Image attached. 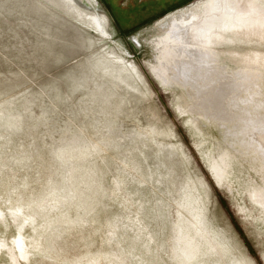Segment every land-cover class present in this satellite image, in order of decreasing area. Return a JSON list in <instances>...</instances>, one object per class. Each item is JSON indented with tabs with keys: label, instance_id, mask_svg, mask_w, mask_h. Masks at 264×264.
Here are the masks:
<instances>
[{
	"label": "rangeland",
	"instance_id": "rangeland-1",
	"mask_svg": "<svg viewBox=\"0 0 264 264\" xmlns=\"http://www.w3.org/2000/svg\"><path fill=\"white\" fill-rule=\"evenodd\" d=\"M201 1L0 0V264H180L190 252L174 244V227L193 217L181 208L189 193L200 217L189 223L222 248L203 245L196 261L264 264V201L255 195L264 193V136L247 142L232 131L264 129V69L253 71L260 91L250 70L239 87L223 82L231 90L216 102L233 109L219 120L172 73L177 48L156 60L159 21ZM236 8L222 9L209 28L246 22L250 14ZM85 14L105 17V33ZM220 44L215 67L227 74L251 49L264 60V41ZM109 51L132 62L140 78ZM155 63L168 72L164 81L153 75ZM193 76L202 89L207 75ZM219 153L226 155L221 180L209 169ZM67 185L76 190L68 186L63 196ZM46 194L56 207L39 214ZM15 202L28 207L21 216L10 209ZM44 214L54 220L41 238L47 246L27 250Z\"/></svg>",
	"mask_w": 264,
	"mask_h": 264
},
{
	"label": "bare ground",
	"instance_id": "bare-ground-1",
	"mask_svg": "<svg viewBox=\"0 0 264 264\" xmlns=\"http://www.w3.org/2000/svg\"><path fill=\"white\" fill-rule=\"evenodd\" d=\"M257 1H259V3H261V7L260 8L257 7V5H256ZM227 7L228 8H232V7L236 8L237 7L239 9H241V11H242L241 14H243V13L245 14V15L243 14V16H248L250 14V17H249V19L246 22H241L242 24L240 23L237 26L232 25V24H230V25H226L225 24L223 26H221V25L217 26V25L212 23L211 26H212L213 29L209 28L210 27V23L212 21L214 22V21L218 20V19L216 20V16H217L216 14H221L224 10L226 11ZM237 8L235 10L236 12H237ZM222 9H224V10L222 11ZM231 12H233V11H231ZM239 15H240V12H239ZM84 16L87 19L88 26L90 28H92L93 30L95 29L96 32L105 33V30H104V28H105L104 24L106 23L105 17H103V16L101 17L98 14H96V15H86L85 14ZM217 18H218V16H217ZM235 22H236V20H235ZM157 27H159L160 33L154 39V44H153V45H155V48L159 52L156 60H159V62H160L162 60V54H164V53L166 54L167 53L168 55H170V51H173V49L177 48V50H179L181 53L175 51V53H177L176 58H171V61H173V64L171 65V69L173 68V65H175L174 66L175 69L174 70L172 69V73H174V71H175L176 77H180V79L182 78L184 80V83H185L184 85L187 84V85H189L190 89L192 88L191 89L192 90L191 93L194 92V94H196L198 96H201V104L204 107L208 108L210 111L213 108L212 113L216 114L218 116L219 120L220 119L222 120L223 117H221V116L225 115L226 112H229L228 111L229 108H232L231 105L228 106V101L225 103L226 105L224 104L223 101H221L220 103L216 102V100L218 99L217 96H219V94L222 91L225 92L226 90L227 91L229 90L228 92H230L231 89H228L229 85H228V87L226 86L227 82H228V84L229 83H231V84L234 83V85L236 84V86H238L237 82H241L243 77L246 76V74H247L246 71L250 70V71H252V80H251L252 84H253L252 86L256 87L255 91H260V88L257 85L258 79L255 77V76H257V77L260 76V74H257V73L253 72L256 69L257 70L260 69V68L264 69V60H261L259 58L258 51L254 50V49H251V51L249 50L245 54H242V55L238 54V58H240V61L244 62L243 66L241 65L242 63L239 62V63H241L240 65L242 67H240V69H238V70L236 68H234L235 71L229 72V74H227L228 72L226 73V69L224 67H220L219 69H218V67L217 68L215 67V65H217L216 63H220L219 57H220V55H222V54H220L219 52L216 51L215 46L216 45L218 46L221 42L233 43V42H236V41H240V42L242 41V42H247V43H250V42L253 43L254 40H258L260 42H263L264 41V0H204V1H201V2L194 3L191 6H187L185 8H182V9L176 11V12L168 14L163 20L159 21V24L157 25ZM107 36H108V34H107ZM194 37L197 39L196 41L194 40ZM252 40H253V42H252ZM113 52L109 51V52H106V54H107V56L109 58H111V60L114 61V63L115 62L119 63L121 68L123 70H125L126 72H128L129 74H131V76L134 74V76L136 78H140V74H139L138 70L136 69L135 65L132 62L126 61L123 58V56H118L117 54L115 55V53H113ZM223 55H225V54H223ZM164 57L165 56H163V58ZM211 63H212V65H211ZM155 64H158V63H155ZM188 64L191 65V66L193 65V66L189 67V69H188L187 68ZM120 66H119V68H120ZM245 67L248 68V69H244ZM150 69H151L153 75L156 78H158V79L162 78L161 81H164V77H168V72H166V74H165V70L166 69L164 67H162V64H160L159 66H151ZM231 70H233V68ZM201 72H204L207 75V77H206V79H207L206 80V84L207 85L204 84L203 86H200V87H202V89H198L197 84L194 83V82H196L198 80H201V78L200 77L192 78V75L199 76V74ZM261 75H262V73H261ZM258 78H260V77H258ZM234 79H235V82L231 81V80H234ZM208 80H210L209 83H207ZM224 81L226 83L223 84ZM159 82H160V80H159ZM258 83H259V81H258ZM262 85H264V84L262 83ZM193 89H194V91H193ZM251 93L252 92H250V94ZM189 94H188V96L190 97L191 95H189ZM194 94H192L193 97L195 96ZM232 94H234V93H231L230 95H232ZM251 95H250V97H251ZM238 96H239V94H238ZM254 96H255V94H254ZM228 97H230V96H228ZM244 99H246V97ZM256 99H257V97H256ZM243 102H246V101H243ZM191 103H192L191 107L193 108V106H195L196 104H194L193 102H191ZM236 105H237V103H236ZM241 106H242V104H241ZM232 111H234V110H232ZM205 112H206V110H205ZM207 113L209 114V112H207ZM232 114H234V112ZM238 115L239 114L237 113V116ZM226 117H229V116H226ZM257 118H258V116H257ZM235 121H237V120H235ZM244 121L246 122V120H244ZM250 121H251V118H250ZM0 122H1V120H0ZM238 122H239V120H238ZM9 125H10V123H9ZM238 125L240 126V124H238ZM243 127H245V125ZM193 128H195V127H193ZM234 129L236 130L234 135H237L238 137L241 136V138L244 139V140H247V142L248 141H250V142L256 141L257 138H258L257 135L264 136V129L259 131L258 130L259 128H258L257 124L255 126H252L251 131L247 132V133L245 131L247 128H245V130L242 129V130L245 131V132L242 131L243 133L238 132L239 130L237 128V124L232 128V131H234ZM256 131H258V132H256ZM223 134H226V133H223ZM239 134H240V136H239ZM234 135H233V137H234ZM257 145H258V143H257ZM241 148H242V146H241ZM262 148H263V146H262ZM63 151H65V150H63ZM81 153L79 155H81ZM85 153H83V154H85ZM75 154H77V153L75 152ZM79 155H78V158H79ZM224 155L225 154H221V156H220V153H219L218 156L215 155L217 157H213L212 160H210L209 169H211V172L213 173V176L215 177V179L217 178V179L221 180L223 175H224V170H223L224 169L223 168L224 164L223 163L225 161L223 159L226 157V155H225V157H224ZM212 166H215L216 169H215V167L213 168ZM86 175H87V173H86ZM68 186L70 188L75 189L71 185H67L66 189L64 190L63 196L65 195V192H67V190L69 189ZM252 192H253L252 194L254 195V191H252ZM259 192H261V191H259ZM255 195H257V197L260 195V197H258V200H256V201H257V203H259L262 206L263 205V201H264L263 200L264 199V193H262V194H259V193L256 194L255 193ZM51 196L52 195L50 194V195H47L46 198L43 197L44 199L42 201L44 203L39 205L38 208L35 207L36 208L35 211L38 209L40 211L38 213L40 214L41 212H44V211H49V210L51 211L52 209L54 210V208L56 206H55V203L51 202V199H50ZM83 197H85V196H83ZM189 198H190V200H188ZM66 199L64 198V202H65ZM191 201H192L191 200V194L189 193L188 196L186 195L184 197V199L182 201L181 208H184L190 216H193V217H190L188 221L190 222L192 220L194 222V220L198 221L200 217L197 215V213L193 212V208H192L193 206H192V202ZM86 203L87 202H84V203H82V205H85ZM81 206H80V208H81ZM27 208L28 207L26 206V204H24V203L19 204V203H16V202H15L14 205L11 204V206H10V209L13 210L14 212H18L19 216H21L20 213L21 212L23 213V210L27 209ZM11 215H13V214H11ZM22 215H24V214H22ZM52 217H54V215ZM180 217H181V215H180ZM34 218H35V216H34ZM34 218H33L32 215H28L27 216V219L30 220L31 224H33L35 222ZM56 220H60V219L56 218ZM51 221H54V220L49 219L47 217V215L44 214V217L42 218V222L40 224H38L37 235L34 236V238H32V239L27 241V242H29V245L27 246V250H29V248H31L32 250H40L43 246H47V244L42 245L41 238L46 235V232L48 231V226L50 225ZM63 221L68 222L69 220H64L63 219ZM178 221H179V222H177L178 224L176 223L178 228H176L177 226L174 227V229H177L176 234L174 233L175 234L174 244H176V242H177V244L180 245L179 247L181 248V251L180 250L179 251L181 252V254L183 253V256H184V252H188L189 251L191 254L189 253L190 256L188 258H185L184 260L182 259V257H180V259H176V260L179 261L180 264H183V262L187 263L188 261H190V263H188V264H202L201 263L202 261H196L198 256H201V255L204 254V253H201L202 252L201 251L202 250L201 247L204 245L206 248H209V249L211 248L209 251H211L212 249L214 250V248H218V244H217L218 241L216 243L215 239L212 240L210 238V236L208 237V235L205 233V231H203L201 228L196 229V227L192 226L191 223L187 222V220H185V219L183 220V218H181V220H178ZM197 232H199L200 234H198ZM21 240H22V238H21ZM202 240L204 242H202ZM21 243H22V241L20 242V238H18L16 240V246L20 247ZM219 248H221V246ZM28 253L26 252L27 255H28ZM172 257H174V256L172 255ZM96 263H97L96 261H93V262H90V263L88 262V264H96ZM204 264H205V262H204ZM237 264H243V262H238Z\"/></svg>",
	"mask_w": 264,
	"mask_h": 264
}]
</instances>
